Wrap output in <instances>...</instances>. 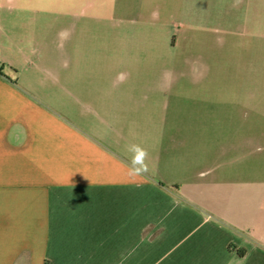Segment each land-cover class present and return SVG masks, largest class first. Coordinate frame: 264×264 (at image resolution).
Wrapping results in <instances>:
<instances>
[{"label": "crops", "instance_id": "obj_1", "mask_svg": "<svg viewBox=\"0 0 264 264\" xmlns=\"http://www.w3.org/2000/svg\"><path fill=\"white\" fill-rule=\"evenodd\" d=\"M219 49L183 54L167 88L152 93L189 88L203 105L250 113L206 116L199 136L162 137L168 150L152 155L143 175L93 144L82 149L76 131L9 95V107L0 106V264H264V101L228 85L227 67L243 59ZM187 141L201 152L183 154L188 175L171 179L177 169L166 157Z\"/></svg>", "mask_w": 264, "mask_h": 264}, {"label": "rangeland", "instance_id": "obj_2", "mask_svg": "<svg viewBox=\"0 0 264 264\" xmlns=\"http://www.w3.org/2000/svg\"><path fill=\"white\" fill-rule=\"evenodd\" d=\"M218 48L243 59L227 67L228 85L251 88L264 101V0H0V106L3 112L9 107V95L21 107L32 103L76 131L82 149L93 144L129 164L127 146L139 144L149 152L151 173L152 155L168 150L170 135H201L206 116L250 113L203 105L201 94L189 88L175 97L152 93L167 88L179 68L177 58ZM250 55L256 64L247 60ZM237 71L243 75L237 77ZM214 80L217 84V74ZM112 87L121 93L110 92ZM140 90L147 105L137 99ZM162 137L167 139L160 147ZM186 145L166 157L177 169L171 179L188 175L186 153L201 152L200 144Z\"/></svg>", "mask_w": 264, "mask_h": 264}, {"label": "clouds", "instance_id": "obj_3", "mask_svg": "<svg viewBox=\"0 0 264 264\" xmlns=\"http://www.w3.org/2000/svg\"><path fill=\"white\" fill-rule=\"evenodd\" d=\"M127 150L132 153L129 175L137 176L146 174L149 171L147 163L149 158L148 150L139 144H131L127 146Z\"/></svg>", "mask_w": 264, "mask_h": 264}, {"label": "trees", "instance_id": "obj_4", "mask_svg": "<svg viewBox=\"0 0 264 264\" xmlns=\"http://www.w3.org/2000/svg\"><path fill=\"white\" fill-rule=\"evenodd\" d=\"M238 254L242 256V252H238Z\"/></svg>", "mask_w": 264, "mask_h": 264}]
</instances>
